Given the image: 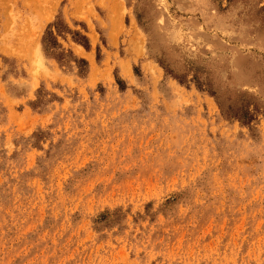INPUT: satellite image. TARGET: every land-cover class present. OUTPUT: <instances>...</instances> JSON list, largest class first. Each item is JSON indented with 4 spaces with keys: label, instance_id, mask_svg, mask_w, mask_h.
<instances>
[{
    "label": "rangeland",
    "instance_id": "1",
    "mask_svg": "<svg viewBox=\"0 0 264 264\" xmlns=\"http://www.w3.org/2000/svg\"><path fill=\"white\" fill-rule=\"evenodd\" d=\"M0 264H264V0H0Z\"/></svg>",
    "mask_w": 264,
    "mask_h": 264
}]
</instances>
